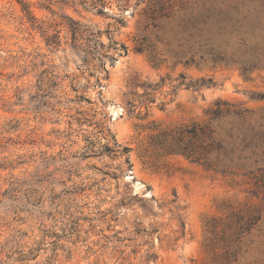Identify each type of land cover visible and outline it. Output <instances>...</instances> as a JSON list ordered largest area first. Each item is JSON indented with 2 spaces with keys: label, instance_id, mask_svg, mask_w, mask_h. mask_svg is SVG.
Returning a JSON list of instances; mask_svg holds the SVG:
<instances>
[{
  "label": "rangeland",
  "instance_id": "374dc122",
  "mask_svg": "<svg viewBox=\"0 0 264 264\" xmlns=\"http://www.w3.org/2000/svg\"><path fill=\"white\" fill-rule=\"evenodd\" d=\"M106 1L98 14L75 0H0V264H264V217L235 229L236 213L264 209V184L247 173L264 167V0L201 30L183 18L204 0H170L175 19L147 30L150 0ZM217 1L231 11L242 0ZM71 20L101 30L103 45ZM141 34L158 65L135 49ZM238 57L261 67L246 73ZM218 103L243 112L214 122L225 172L149 149L154 128L207 122ZM106 134L130 151L89 148Z\"/></svg>",
  "mask_w": 264,
  "mask_h": 264
},
{
  "label": "trees",
  "instance_id": "16d2710c",
  "mask_svg": "<svg viewBox=\"0 0 264 264\" xmlns=\"http://www.w3.org/2000/svg\"><path fill=\"white\" fill-rule=\"evenodd\" d=\"M71 0H61L63 4H68ZM81 2L92 9L96 10L98 14H104L105 6L108 4L106 0H75V2ZM250 0H242L235 3L231 7V11H225L221 6H218L219 3L217 0H204L197 6L194 4L190 7V12L188 15H185L183 18V23L189 29L192 27L195 30H201L200 27L208 23V21L215 18H223L224 16L233 15L234 13L238 16L242 14L247 3ZM22 6V10L25 13L28 21L32 24H36V18L31 10L30 3L25 1H19ZM149 20L151 21L145 27L147 30L150 25L154 28H160L162 23L167 20L175 19L176 12L173 10V5L170 3V0H150V6L146 11ZM67 17V16H66ZM117 23L123 25L124 18L118 17L116 19ZM72 25H70L72 32L75 36L79 35H87L88 39L91 42L96 43V45L103 43L99 42V37L102 35L101 30H92L89 27H84L81 24L71 20ZM106 33L111 36L112 30L109 28L106 30ZM192 36H198L193 35ZM161 39H157L160 41ZM136 47L135 49L139 52H147L149 54V59L155 65L160 63V58L158 57L157 44L154 39H152L147 34H141L136 39ZM56 42V41H53ZM205 44V43H204ZM204 44L198 43L197 48L194 49L195 53L201 54L203 57L211 55L215 62H219V60H223L219 57L214 47L209 50H204ZM244 45V41L242 42V46ZM126 50V46H121ZM95 48V47H94ZM238 59L235 60L241 66V69L244 72H250L254 69H258L261 67L260 59ZM204 82V80H202ZM147 90H150L153 87L159 86V84L155 85H144ZM144 97L147 98L148 101L153 102L154 99L150 96V94H143ZM264 98V94L261 96ZM80 100H86L90 102L89 99L84 98V96L80 97ZM227 104V103H226ZM212 108L208 114L210 116L209 121L207 122H194L188 125L177 126L174 128H154L156 130L150 136L148 147L152 150V153L155 156H169V155H183L190 159L192 162L199 163L205 168L209 170H213L216 172H225L227 167L223 165L220 161V156L226 154V144L220 137V133L217 128L214 126V122L220 120L222 117L230 115L231 113L240 115L242 111H232L230 106L223 110L219 107ZM107 141L102 143L100 140L90 141L89 148L91 150H97L100 154L105 155H126L129 151V147H122L119 145L115 139V137L110 134H106ZM126 161L129 162V157H126ZM155 166V165H151ZM247 173L252 175L255 183L257 185L264 184V167L257 165V168L250 169ZM254 194L257 195L256 192ZM130 200L141 201L138 197V194L132 195ZM264 217V209L258 208L255 212H238L235 215V225L237 230L238 237H242L244 233L252 230L256 224L261 221ZM234 223V222H233ZM184 227L182 223V228ZM230 229H233V226H230ZM239 240V239H238ZM229 248L226 253H229ZM231 253V252H230ZM157 253L152 251V247H149L146 250L145 260L147 263H150L152 260H157Z\"/></svg>",
  "mask_w": 264,
  "mask_h": 264
}]
</instances>
